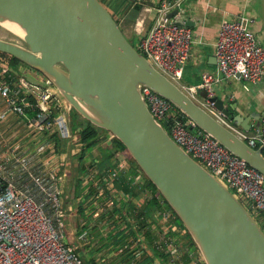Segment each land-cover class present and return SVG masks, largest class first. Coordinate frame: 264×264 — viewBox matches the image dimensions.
Wrapping results in <instances>:
<instances>
[{
    "label": "built area",
    "instance_id": "2783aa9c",
    "mask_svg": "<svg viewBox=\"0 0 264 264\" xmlns=\"http://www.w3.org/2000/svg\"><path fill=\"white\" fill-rule=\"evenodd\" d=\"M183 1L159 3L155 22L137 43L138 51L219 124L249 147L260 149L264 156V119L250 132L242 131L211 102L214 86L223 81L238 79L247 85L264 82V45L250 31L251 20L244 16L223 20L213 45L215 73L203 74L198 85L181 84L193 43L192 31L175 23ZM173 11L176 15L168 19ZM143 20L139 16L136 21L138 33ZM7 71L0 70V96L5 104L0 122L11 114L19 115L27 121V135L25 148L19 144L7 146L0 138V264H84L69 242L65 222L68 203L64 192L69 189L63 186L61 175L65 170L61 169H65L68 158L58 154L55 137L59 139L67 127L62 117L59 123L53 121L55 103L62 99L39 73L26 68L37 74L42 84L31 87L25 77L17 84L7 81ZM141 95L152 117L162 126V122L170 125L167 133L178 146L223 182L254 218L259 214L264 217L262 175L208 135L189 131L193 123L148 87L141 89ZM62 102L64 111H72ZM118 159V172L127 175L125 183H120L127 187L126 192L116 187V174L99 169L97 158L75 166L83 192H77L74 211L78 214L80 207L82 215H77L71 233L81 253L92 252L94 264H204L197 249L191 252L180 241H172L171 227H163V223L159 226L160 221L169 220L171 211L166 210L158 192L146 188L142 173L124 156Z\"/></svg>",
    "mask_w": 264,
    "mask_h": 264
},
{
    "label": "water",
    "instance_id": "95a60500",
    "mask_svg": "<svg viewBox=\"0 0 264 264\" xmlns=\"http://www.w3.org/2000/svg\"><path fill=\"white\" fill-rule=\"evenodd\" d=\"M2 23L15 25L22 36L14 35L29 45L0 38V54L39 73L81 119L125 148L178 218L204 264H264L263 229L223 182L172 140L152 117L141 89L148 87L169 101L264 177L261 150L249 147L155 69L100 0H0ZM175 23L187 26L182 20ZM25 80L42 85L31 76ZM211 102L229 118L220 100Z\"/></svg>",
    "mask_w": 264,
    "mask_h": 264
},
{
    "label": "crops",
    "instance_id": "0c3cea01",
    "mask_svg": "<svg viewBox=\"0 0 264 264\" xmlns=\"http://www.w3.org/2000/svg\"><path fill=\"white\" fill-rule=\"evenodd\" d=\"M109 2L110 0H106ZM162 0H138V4L141 5V10L136 14L133 6H128L124 12L115 14V20L117 21L121 31L126 36L128 40L138 43L141 36L147 33L153 23L156 20V8ZM139 16H143L144 20L142 23L141 32L138 33L135 30V24ZM239 16L247 17L251 20L250 31L254 34L258 42L264 45V0H184L182 3V13L179 15L177 20H182L187 24V28L192 31L193 43L190 50L189 58L182 70V81L181 84L185 85H198L201 82V76L205 73H215L216 61L213 52V45L217 40L218 28L223 20H235ZM14 71L18 74L16 79H11L9 75H4V78L11 82L12 84H17L21 77L31 76L36 81L39 78L34 72H27L26 68L20 63L14 66ZM39 80V79H38ZM38 82V81H37ZM37 87V86H31ZM39 87V86H38ZM215 98L220 100L223 105V109L229 114V119H231L235 126L242 131L243 123L248 124L250 128L252 126L260 125L264 119V82L258 83L256 85H247L238 79H231L221 82L220 84L214 86ZM56 94V93H55ZM21 96V94H19ZM57 98V97H56ZM58 99V98H57ZM59 103H55L54 119L55 122H60V117L63 118L66 123L67 130L63 132L62 136H59L58 154L63 156V159L69 157L67 160L68 172L73 179L69 177V184L63 183L65 188L71 190L74 189L77 182V176L79 172L75 168L76 164L72 163V160L76 159L74 156L76 152L80 155L82 148L79 144L70 145L72 141L76 139L75 135L71 131L72 124V111L66 112L65 105L62 100L58 99ZM5 110V104L0 96V113ZM32 117V114L28 115V118ZM26 120L19 115L11 114L4 121L0 122V138L4 139L7 146H20L25 148V137L27 132ZM70 123V124H69ZM79 131V130H77ZM249 129L246 132H250ZM100 143L97 147L91 150V154L88 158L95 157L98 160L102 158L101 150H105L112 146L113 138L109 134H101ZM73 141V142H74ZM4 143V142H3ZM4 143V144H5ZM74 158V159H73ZM119 156L114 160L111 167L107 169L110 170L111 174H116L118 181V188L123 191H127L125 185L120 186V183H125L127 175H121L118 172V162ZM79 162V161H78ZM74 166V168H73ZM64 170L63 168L61 169ZM66 172V171H65ZM64 182V181H63ZM79 193H82L80 185H78ZM138 200L139 197L136 196ZM68 202V201H66ZM156 207H158V202H155ZM167 210V208H166ZM78 214L82 215V209L78 208ZM170 211V210H169ZM76 215V211H73ZM171 217V218H170ZM169 220L160 221L159 226L163 223V227H171L174 232L172 236V241L185 244L188 250L191 252H196L193 249L188 240V235L181 227V224H177L174 217L170 213ZM78 219V216L76 220ZM76 221L74 222V224ZM191 240V239H190ZM76 246V243L73 244ZM77 250V249H76ZM80 256H83V260H89L90 257L92 261V252L81 253L80 249L77 250ZM185 258L189 257L187 254ZM192 260V259H190Z\"/></svg>",
    "mask_w": 264,
    "mask_h": 264
},
{
    "label": "trees",
    "instance_id": "16d2710c",
    "mask_svg": "<svg viewBox=\"0 0 264 264\" xmlns=\"http://www.w3.org/2000/svg\"><path fill=\"white\" fill-rule=\"evenodd\" d=\"M100 1L106 6V8H108L111 11L112 16L114 18H115V14H118L120 12L123 13L124 10L126 9V7H128V6H133V9L135 10L136 14L141 10V5L137 3L138 0H136L134 2H132L130 0H110L109 2H107L106 0H100ZM129 42L134 47L137 48L136 42L131 41V40H129ZM16 64H20V63L10 56L0 54V70L7 69L8 70L7 75H9L11 77V79H14V80L16 79V75L13 71H14V66ZM10 68H12L13 71L10 72L9 71ZM72 113L74 114V116L76 115L77 118L81 119L73 110H72ZM184 117L186 119H188L185 115H184ZM81 120L83 121V123L77 124L76 127L74 125H73L74 127L71 126V131L76 137L75 141L74 140H73L74 142L72 141V145L79 144L82 148V152L79 155V160H78L79 162H82L83 160H85L87 157L90 156L89 152L93 148L97 147L98 143L100 142L99 136L101 134H108V133L92 126L91 124L84 121L83 119H81ZM162 124H163L162 127L164 128V130L166 132H169L170 125L168 123H165V122H162ZM76 129L79 131H77ZM188 130L191 131L192 133H196L198 131L201 132L195 126L189 127ZM55 140H56V148L59 151L58 139L56 137H55ZM101 154H102V158H101V160L99 159V164H98V167L100 170L111 167L114 160L118 156H124L128 160V163H130L136 169V171H139L137 166L134 164L132 159L127 154L125 148L114 138H113L112 146L105 149V150H101ZM69 171H71L73 173L72 169H69ZM114 183L117 184V182H114ZM78 185H79V183L76 182L75 187H74V190H75L74 192H76V194H75L76 196H77V192L79 191ZM116 187H118V186H116ZM146 188L148 190H151L154 194H158L156 189L153 187V185H151L148 181L146 184ZM78 194H79V192H78ZM76 199H77V197H76ZM164 204L166 205L167 209L170 210L165 201H164ZM171 215L174 217L176 223L180 225L181 223L178 220V218L175 216V214L173 212H171ZM255 220L259 224V226L263 229L264 228V217L261 214H259L257 217H255ZM181 227L183 228L182 224H181ZM68 239L70 242V240H71L70 236H68ZM188 240H189L190 246L196 250V248H195L194 244L192 243V241L190 240L189 236H188ZM70 243L73 245L75 242L72 239V242H70ZM84 264H92V263H91V260H88V261L84 260Z\"/></svg>",
    "mask_w": 264,
    "mask_h": 264
},
{
    "label": "rangeland",
    "instance_id": "374dc122",
    "mask_svg": "<svg viewBox=\"0 0 264 264\" xmlns=\"http://www.w3.org/2000/svg\"><path fill=\"white\" fill-rule=\"evenodd\" d=\"M0 37L5 38V40L10 39L12 41L19 42V43L25 45V42H23L21 38H19L18 36L10 33L9 31L3 29L2 27H0ZM50 89H51L52 92L56 93L53 88H50ZM81 123H83V121L81 119L77 118L76 115L74 116V114H72V124L76 127L77 124H81ZM65 125H66V123H65ZM100 141H101V139H100ZM90 154H91V151L89 152V155ZM74 157L76 159L73 158L74 160H72V163H74V165H75V163H78V160H79L78 152H76V155ZM67 158H69V157H67ZM87 159H88V157L85 160H83L82 163H84ZM67 162H66V165H67ZM64 170L66 172L64 171V173L61 175V179H63L64 183L66 185H68L69 184V177H70V179H73V173H72V177H71L70 175H68V174H70V172H68V167H65ZM74 191H73L72 186H71V190L69 189V191H65L64 192V199L66 201H68V202H66V203H68V208H67V215L68 216L66 217L65 222H66V226H68V230H69L68 236H70V238H71L70 242H72V233H71L72 231L71 230L73 229L74 222L76 221V218H77V214L75 215L73 213L74 208H76V205H75V202H76V197H75L76 195L75 194H76V192H74ZM69 207H71L72 211L70 210ZM66 235L67 234H65V236ZM75 247L78 250L77 246H75Z\"/></svg>",
    "mask_w": 264,
    "mask_h": 264
},
{
    "label": "bare ground",
    "instance_id": "6f19581e",
    "mask_svg": "<svg viewBox=\"0 0 264 264\" xmlns=\"http://www.w3.org/2000/svg\"><path fill=\"white\" fill-rule=\"evenodd\" d=\"M3 29H5V30H7V31H9L10 33H12V34H16V35H19V36H22L21 34H22V32H20V30L15 26V25H13V24H10V23H2L1 25H0ZM1 39H5V38H2V37H0ZM22 39V38H21ZM7 40H10V39H7ZM23 40V39H22ZM10 41H12V40H10ZM25 41V40H24ZM15 42V41H14ZM17 43H19V42H17ZM21 44V43H20ZM21 45H23V44H21ZM27 45H29V44H27V43H25V45H23V46H27ZM32 45V44H31ZM30 45V46H31ZM32 47V46H31ZM32 49L34 50V48L32 47ZM36 50V49H35ZM36 51H38L39 52V50H36ZM40 53V52H39Z\"/></svg>",
    "mask_w": 264,
    "mask_h": 264
}]
</instances>
